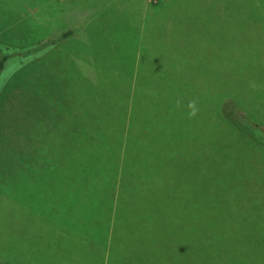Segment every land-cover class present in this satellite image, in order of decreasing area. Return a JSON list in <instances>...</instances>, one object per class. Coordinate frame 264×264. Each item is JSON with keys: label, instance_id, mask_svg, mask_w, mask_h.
<instances>
[{"label": "rangeland", "instance_id": "374dc122", "mask_svg": "<svg viewBox=\"0 0 264 264\" xmlns=\"http://www.w3.org/2000/svg\"><path fill=\"white\" fill-rule=\"evenodd\" d=\"M152 2L0 0V52L45 42L23 63L10 56L0 74V264L7 198L106 254L120 169L141 148L136 178L124 175L130 212L141 221L165 204L185 216L191 200L199 215L203 243L188 246L197 259L180 264H264V0ZM192 100L199 112L189 118ZM231 102L262 139L229 116ZM152 151L170 176L153 169ZM47 184L54 200L37 197ZM72 261L60 264H90ZM144 264H171L170 250Z\"/></svg>", "mask_w": 264, "mask_h": 264}, {"label": "trees", "instance_id": "16d2710c", "mask_svg": "<svg viewBox=\"0 0 264 264\" xmlns=\"http://www.w3.org/2000/svg\"><path fill=\"white\" fill-rule=\"evenodd\" d=\"M155 1L157 2L158 0H153V4L151 3L150 5H156ZM148 14L146 12V17H148ZM67 33L69 32L64 33L63 38L56 40L61 39L62 41L68 37ZM44 43L26 50H13L14 48L7 45V52L4 54L0 52V74L5 67L6 60L8 61L10 56H22L20 57V62L23 63L27 59L35 56L36 49L44 50ZM144 47V45L140 44L141 49ZM140 59L138 58L139 62L137 66L141 64ZM180 64L181 62L175 61L172 65L178 67ZM225 109L228 110L229 116L238 122V126L243 125L251 130L250 127H253L254 124L249 123V125H246L236 118L239 115L245 116L237 107L236 103L231 102L227 104ZM257 127L259 128L260 126L257 125ZM262 129L264 130V128ZM250 132L252 133L253 131L251 130ZM252 134L259 137L257 133L253 132ZM131 136L132 139L128 140V142L133 141V144L137 143L134 136ZM145 146L142 145V147ZM130 149L136 148L132 147ZM147 151V148H141L140 151L132 152L135 153L132 157L133 167L129 168L127 172L124 170V163L122 165L123 160L119 158L122 165L119 174V194L116 198L114 208V222L111 239L106 250L107 256L105 254V248L100 246L99 251L96 248L98 247L96 242L92 239H84L81 233L66 228L46 218L44 215L35 213L32 209L18 201L7 198V221L3 215L1 216L3 222L7 224L6 264H60L66 258L67 260H71V262H73L72 258H74L77 263L88 262L90 264H139L141 258L143 262L141 264H144L152 255L153 250L158 247H164L170 250L171 264H180L185 259L191 262L195 261L197 256L194 258L192 256L196 251L195 249H189L188 246L196 242L198 244L199 241L203 243V236H201L198 227L199 220H197V216L199 217V215L197 211L192 209L191 200L187 204V207L190 209H186L185 216H183V213L180 215L181 211L173 210V206H167L165 204H160L161 207H152L153 212L145 213L141 221L136 218L138 217L137 214L130 212V207L133 206V203L127 200L128 190L125 187L124 175L127 173L136 178V174L143 165V157H145ZM152 154L154 156L153 169L155 171L162 170L170 176L171 171L166 172V168L155 164V154L153 151ZM125 155H129L127 150ZM193 170L194 167L187 173H184L185 176H190ZM168 175H165V177L168 178ZM169 181L171 182V178ZM186 186L196 185L195 182H190L186 183ZM170 189L173 190L172 185ZM191 198H195V194ZM133 221L138 222V228H132L131 224ZM189 230H196L197 235H192L189 233ZM145 240L151 241L147 247L137 246L138 243H143ZM179 244H182L183 247H178ZM85 245H88L87 249L82 247ZM63 251L66 253L62 255ZM74 251H76V254L74 256L71 255L70 259V253L72 254ZM84 252H89L90 256H84Z\"/></svg>", "mask_w": 264, "mask_h": 264}, {"label": "crops", "instance_id": "0c3cea01", "mask_svg": "<svg viewBox=\"0 0 264 264\" xmlns=\"http://www.w3.org/2000/svg\"><path fill=\"white\" fill-rule=\"evenodd\" d=\"M137 42H138V39H137ZM140 44H141V41H140ZM140 44H139V48H140ZM137 64H138V63H137ZM21 169H22V171H21V172H22V175L25 176V175L27 174V170L25 169V166L22 167ZM26 176H27V175H26ZM50 185H53V184H47V185H45L44 188H42V189L40 190V192H39L40 195L37 194V197H40V196H41V199H45L46 197H48V196L50 195V196H51L50 198H52V199L54 200V198H53V193H51V192L45 193V191H44L45 188H47L48 190H50V187H49ZM51 190H52V189H51ZM22 194H23V193H22ZM22 194L20 195V196H21V199H22V200H25V201L28 202V198L25 199L24 196H23ZM57 200H58V198H57ZM50 206H51V208H52V207H55V206H54V203H51ZM57 208H58V205H57ZM34 209H35L36 211H38L37 206L34 207ZM38 212H39V211H38ZM44 213L46 214V213H48V212L46 211V212H44ZM45 214H43V215H44V216H48V214H47V215H45ZM53 216L58 217V214H54Z\"/></svg>", "mask_w": 264, "mask_h": 264}, {"label": "clouds", "instance_id": "9594fccd", "mask_svg": "<svg viewBox=\"0 0 264 264\" xmlns=\"http://www.w3.org/2000/svg\"><path fill=\"white\" fill-rule=\"evenodd\" d=\"M179 103L180 101L178 100L177 104L179 105ZM197 104H198L197 100H192L188 102L187 108L189 109V112H188L189 118H193L198 114L199 108L197 107Z\"/></svg>", "mask_w": 264, "mask_h": 264}]
</instances>
